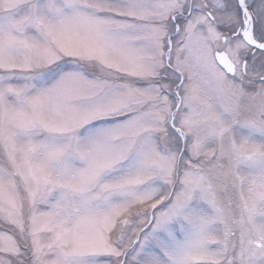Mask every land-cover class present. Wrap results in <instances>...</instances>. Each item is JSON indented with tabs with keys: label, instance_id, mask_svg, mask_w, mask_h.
<instances>
[{
	"label": "snow or ice",
	"instance_id": "6c2138e0",
	"mask_svg": "<svg viewBox=\"0 0 264 264\" xmlns=\"http://www.w3.org/2000/svg\"><path fill=\"white\" fill-rule=\"evenodd\" d=\"M0 264H264V0H0Z\"/></svg>",
	"mask_w": 264,
	"mask_h": 264
}]
</instances>
